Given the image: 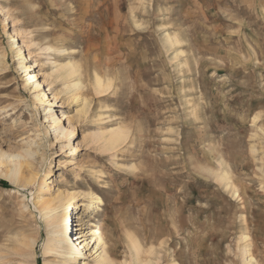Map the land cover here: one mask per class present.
Returning <instances> with one entry per match:
<instances>
[{
    "label": "rangeland",
    "instance_id": "obj_1",
    "mask_svg": "<svg viewBox=\"0 0 264 264\" xmlns=\"http://www.w3.org/2000/svg\"><path fill=\"white\" fill-rule=\"evenodd\" d=\"M69 61L88 108L55 78ZM119 126L128 140L107 151L96 135ZM26 151L17 181L0 157V264H65L44 254L40 202L92 193L112 264H136L129 234L154 264H247V247L264 264V0H0V156Z\"/></svg>",
    "mask_w": 264,
    "mask_h": 264
},
{
    "label": "bare ground",
    "instance_id": "obj_2",
    "mask_svg": "<svg viewBox=\"0 0 264 264\" xmlns=\"http://www.w3.org/2000/svg\"><path fill=\"white\" fill-rule=\"evenodd\" d=\"M168 41L173 46L175 44L177 45L180 43V41L177 38H173L171 36H168ZM45 50L53 51V48L46 47ZM55 52H57V54L59 55L60 54L63 55L64 53H68V50L67 49L56 50ZM35 67L36 65L27 66L25 57L23 58L22 61H20L19 59L18 70L24 75L25 87L30 91L34 99L39 104H43L44 102L48 101L46 99L49 97V95L48 93H43L41 95L39 94L40 90L44 89L45 87H43V84L39 81L40 75L36 72ZM54 75L55 78H59L60 81L64 82L66 89L74 90L75 92H77L75 93L76 95L74 94L73 96L75 99L77 98L82 101L83 108L89 107L90 100H88V98L82 94V91L86 89L85 88L86 85L83 81V75L78 67V64L76 65L74 62L71 61L60 65L56 64V70ZM97 75H95L94 90L97 95L102 96L104 92H106L109 89L110 85L105 83V80L103 81L102 78H100V76L98 77ZM47 78L51 79V77L48 76ZM54 99H57V97H54ZM47 121L48 120H46V122ZM59 123H60L59 118L54 114L53 124L58 125ZM128 130L122 126L112 127L107 130H103L101 133L97 134L96 137L103 142V147L107 151H110L118 148L128 140L130 133L128 132ZM55 134H57L59 137L64 136L65 128L58 127ZM32 156L33 153L31 151H26L24 154L21 155L18 154L12 158L6 156L5 154L1 155L0 157L2 159L10 160L14 164L13 168L11 169V174L9 178L13 181H17L24 164V162L22 163L21 160ZM229 179H230L229 172H227L226 170H222L221 175L219 177V181L225 182V181H229ZM81 198L83 199L86 198V201L81 203L80 205L83 208V210H81V213H76V216L73 217L72 208L76 207V205L79 204L76 202L77 200H81ZM62 200L63 199H61V201ZM40 203L44 205L43 212L46 213L49 211L53 213V218L49 217L50 219L53 220V221L50 220L53 223L50 225L48 238L44 248V254L47 258L52 256L53 254H56L57 257L64 258V260H66L64 261L65 264H70V260L74 261L73 264L78 262H79L78 264H86L85 263L86 261H84L86 258L85 257L86 253L84 252L88 250L91 251V249H94L92 252L93 253L92 255L95 257L93 260V264H112L114 262L109 252L107 235L103 233L92 220L95 217L94 216L95 211L100 208L98 204L103 203V200L99 195L94 193L88 196L85 195L78 196L76 194L70 195V197L67 200H64V203L60 204L59 206L54 204V201H47ZM66 219H70L71 222L70 225L71 227H73V231L75 232L77 231V234H74L73 231L70 230L69 224L65 222ZM132 235L129 234L128 238L131 241L130 242L131 255L133 257V260L136 262V264H154L152 261H145L143 259L144 248L141 244V241H139L140 239L138 240V238L137 239L135 238L134 240L132 238L133 237ZM245 238H248V236H246ZM94 245L96 246L94 247ZM35 246H36V242L33 241L31 243V247L34 248ZM32 257L33 256L31 254V256L27 258L29 260ZM245 257L247 264H258L255 261V258L253 257L251 250L248 247L245 250ZM126 263L127 261H125V264ZM27 264H33V263L29 260Z\"/></svg>",
    "mask_w": 264,
    "mask_h": 264
},
{
    "label": "trees",
    "instance_id": "obj_3",
    "mask_svg": "<svg viewBox=\"0 0 264 264\" xmlns=\"http://www.w3.org/2000/svg\"><path fill=\"white\" fill-rule=\"evenodd\" d=\"M0 187L8 188V184L6 182L1 181L0 182Z\"/></svg>",
    "mask_w": 264,
    "mask_h": 264
}]
</instances>
